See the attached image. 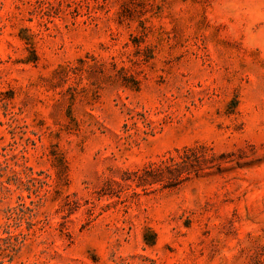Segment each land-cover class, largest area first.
I'll return each instance as SVG.
<instances>
[{"label": "rangeland", "instance_id": "rangeland-1", "mask_svg": "<svg viewBox=\"0 0 264 264\" xmlns=\"http://www.w3.org/2000/svg\"><path fill=\"white\" fill-rule=\"evenodd\" d=\"M0 264H264V0H0Z\"/></svg>", "mask_w": 264, "mask_h": 264}, {"label": "trees", "instance_id": "trees-1", "mask_svg": "<svg viewBox=\"0 0 264 264\" xmlns=\"http://www.w3.org/2000/svg\"><path fill=\"white\" fill-rule=\"evenodd\" d=\"M214 157V155L212 156ZM205 162V155L196 153L193 150L183 151L179 161L164 162L156 168H149L137 178L139 186H151L157 183L169 184L173 181H178L183 175L190 173L198 174L205 167L202 164ZM202 164V165H201Z\"/></svg>", "mask_w": 264, "mask_h": 264}]
</instances>
